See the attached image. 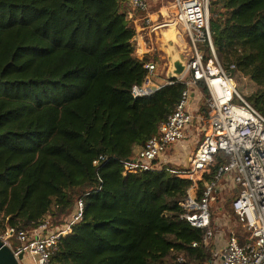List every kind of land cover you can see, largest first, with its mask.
Listing matches in <instances>:
<instances>
[{
  "label": "trees",
  "instance_id": "16d2710c",
  "mask_svg": "<svg viewBox=\"0 0 264 264\" xmlns=\"http://www.w3.org/2000/svg\"><path fill=\"white\" fill-rule=\"evenodd\" d=\"M131 12L129 0H0V229H34L47 217L55 229L81 198L82 219L52 264H206L212 256L214 243H203L204 230L178 206L192 182L177 175L188 167L123 169L185 89L175 82L131 96L155 61L135 54ZM209 21L219 61L254 85L246 100L264 116V0H210ZM225 163L216 156L199 194ZM232 200L217 210L212 202L211 217L243 227Z\"/></svg>",
  "mask_w": 264,
  "mask_h": 264
},
{
  "label": "built area",
  "instance_id": "2783aa9c",
  "mask_svg": "<svg viewBox=\"0 0 264 264\" xmlns=\"http://www.w3.org/2000/svg\"><path fill=\"white\" fill-rule=\"evenodd\" d=\"M156 1L129 0L131 10L137 14H129L133 24L141 21L155 33L168 27L167 22H155L148 14ZM209 4L210 0L173 1L175 22L182 27L189 50L184 70L174 80L160 84L156 81L155 64L147 63L142 82L133 85L130 94L133 98L149 97L175 82L184 83L185 89L172 112L159 125L157 135L150 137L134 158L123 164V169L125 173H137L168 163L169 150L187 138L188 128L194 123L195 116L189 107L193 92L201 84L206 114H200L198 121L204 123L203 135L189 156V171L177 175L192 182L186 197L178 203L183 210L181 217L204 230V244L214 243L206 264H264V116L238 89L237 75L242 81L247 77L240 75L234 64L224 67L218 59L211 37ZM219 154L226 156V163L218 167L213 180L204 183L199 194L198 183L209 173ZM102 159L99 157L93 165ZM226 190L236 193L232 208L246 231L243 240L232 231L223 241L217 231L221 227L219 217H211L210 204L216 194ZM83 209V200L78 198L70 220L59 227L52 229L49 217L34 229L20 230L6 225L0 232V240L15 257L22 254L32 264H52L51 256L60 239L82 219ZM196 246L197 243L192 244ZM20 264H24L23 258Z\"/></svg>",
  "mask_w": 264,
  "mask_h": 264
},
{
  "label": "rangeland",
  "instance_id": "374dc122",
  "mask_svg": "<svg viewBox=\"0 0 264 264\" xmlns=\"http://www.w3.org/2000/svg\"><path fill=\"white\" fill-rule=\"evenodd\" d=\"M173 1L174 0H161L162 3L159 2L158 5L153 10L163 7L162 10H163L165 22L169 24V26L164 28L163 30L166 31V30L171 29L172 33L173 34L175 33L174 36L171 37V39L178 37V43L172 40H168L170 39L168 37L163 38L161 40L162 41L161 43L164 45L165 48H168L171 52H174L175 56L178 57L182 62H185L189 57V50H188V46H185V41L187 42V40L185 38L183 29L179 24L175 22L174 13H173V9L171 6V4H173ZM161 34L162 33H158L159 36H161ZM238 76L239 75H237L238 89L244 94L245 97H247L249 94H251L254 91L255 87L251 82H249L248 79L245 81L244 80L242 81ZM200 106L204 108L205 106L204 99L200 103L199 107ZM202 124L204 123H201V121L197 122L196 120H194V123H192L189 126L188 128V131H190L189 133L192 132V134H194L193 140L191 139V137H188L186 139V143H187L186 145L189 144L188 148H185V150H181L179 152L173 151L174 160H172L170 164H172L173 166L177 168H183V167L186 168L188 166V158L194 149L193 147L195 146L197 141H199L202 138L203 127H204L202 126ZM171 150L172 149H170L169 151ZM233 196H234V192L228 191V190L222 192L221 194H218L215 197V201L213 202V208L216 210L220 208H224L225 202L231 201L233 199ZM223 212L226 213L225 210ZM72 214L63 223L69 221ZM217 217H219L218 220L220 221L221 228L223 229V233H221L222 234L221 239L223 241H225L228 238L229 234L232 231L237 234L239 240H243L244 238H246L247 234H246V231L243 229V227H241L240 225H237V223H235L234 220L232 221L230 220L231 221L230 223L229 222L230 218L226 214H221V215H218ZM2 230L3 229H0V232ZM23 263L32 264L31 260L29 259L27 255L23 256Z\"/></svg>",
  "mask_w": 264,
  "mask_h": 264
},
{
  "label": "crops",
  "instance_id": "0c3cea01",
  "mask_svg": "<svg viewBox=\"0 0 264 264\" xmlns=\"http://www.w3.org/2000/svg\"><path fill=\"white\" fill-rule=\"evenodd\" d=\"M161 2V0H157L155 3H153L148 11L149 16L151 19L155 22H163L165 21L164 14H163V7L157 8L156 10H153L158 3ZM162 3V2H161ZM172 6V4H171ZM173 9V7H172ZM133 23V22H132ZM135 31H136V37L134 38V49L135 54L141 58L144 55H148L151 59L153 58L155 61L150 62L154 63L156 66V81H158L160 84H164L168 81V79H172L173 75V63L178 58L175 56L174 52H171L168 48H165L164 45L161 43L163 38H170L168 40H172L176 43H178V37L171 39L170 37V30L161 31V36L158 35V33L150 31L149 28L145 27L144 24L141 21H137L134 24ZM175 34V33H174ZM163 36V37H162ZM167 40V39H166ZM173 43V42H172ZM186 46V41H185ZM179 59V58H178ZM184 63V62H183ZM203 93L201 92L200 88H197L193 94H192V100L191 105L189 107V110L194 114L195 120L198 122L199 117L201 115L199 114V105L203 101ZM187 132V138L191 137L193 140L194 134ZM186 138V139H187ZM186 139L183 140L180 144H178L176 147L173 148L172 151L168 153V163H171L172 160H174V154L173 151L179 152L181 150H185V148L189 147V144L186 145ZM195 148V146L193 147ZM140 148H136L134 150V155L139 151ZM194 150V149H193ZM177 158V157H176ZM189 159V158H188ZM188 167V166H187ZM186 167V168H187ZM185 168V167H184ZM230 191V190H228ZM218 233L222 236L221 233H223V229L219 227L217 229ZM222 245L218 244V247H221Z\"/></svg>",
  "mask_w": 264,
  "mask_h": 264
},
{
  "label": "water",
  "instance_id": "95a60500",
  "mask_svg": "<svg viewBox=\"0 0 264 264\" xmlns=\"http://www.w3.org/2000/svg\"><path fill=\"white\" fill-rule=\"evenodd\" d=\"M183 70L184 63L177 58L173 63L172 79L180 76ZM22 258V254H19L17 257H15L13 252L0 240V264H20V260H22Z\"/></svg>",
  "mask_w": 264,
  "mask_h": 264
},
{
  "label": "bare ground",
  "instance_id": "6f19581e",
  "mask_svg": "<svg viewBox=\"0 0 264 264\" xmlns=\"http://www.w3.org/2000/svg\"><path fill=\"white\" fill-rule=\"evenodd\" d=\"M169 33H170V34H169L170 37L174 36V34L172 33V31H170Z\"/></svg>",
  "mask_w": 264,
  "mask_h": 264
}]
</instances>
